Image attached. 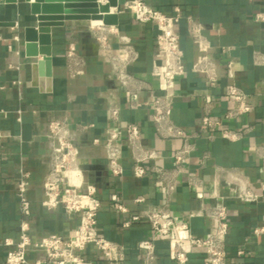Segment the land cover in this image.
Listing matches in <instances>:
<instances>
[{
    "label": "crops",
    "instance_id": "crops-1",
    "mask_svg": "<svg viewBox=\"0 0 264 264\" xmlns=\"http://www.w3.org/2000/svg\"><path fill=\"white\" fill-rule=\"evenodd\" d=\"M107 0H98L106 3ZM126 0H118L111 8L118 15L117 25H104L101 20H65L63 26L52 28V54L49 60L26 51L24 27L34 25L29 3L25 0H0V21H14V26L0 27V131L4 134L0 154V264L5 263L11 243L17 239L21 219L17 188L22 172L28 173L27 197L30 200L29 234L33 240L57 233L64 238L73 235L78 216L67 213L61 205L48 209L43 204V179L50 170L52 143L47 137L50 120L65 119L74 144L79 150L77 164L85 182L98 189L101 208L97 228L106 239L119 243L125 252L126 264H139L143 251L138 242L150 237L149 223L130 221L151 206L168 204L177 221L193 213L190 228L194 235L205 236L215 227V220L205 211L213 200L212 193L223 196L228 213L226 236L227 264H264V233L254 234L264 227V199L245 202L237 198L238 185L246 183L257 193L264 194L262 162L255 145H264V64H255L254 54H264V20L256 15L264 13V0H145L164 13L181 10L178 24L180 46L184 54L187 73L176 80L171 119L196 136L194 150L177 175L175 190L167 194L156 173L148 170L143 177L133 174V161L126 139L122 135L121 164L123 173L113 176L107 167L103 141L108 127L123 132L129 123H136L143 142L158 152V157L146 167L173 169V153L182 145L179 138H161L154 130L150 104L153 94L162 92L159 73L161 61L156 53V28L152 24L137 22L124 9ZM199 22L202 32L211 42L210 57L216 64L217 82L211 86L206 77L190 70L197 57V49L188 34L186 17ZM105 26L108 43L117 53L121 36L128 37L136 52L127 69L143 84L139 92L126 95L119 89L117 79L103 56L96 38L95 28ZM75 43L83 61V72L70 75L66 51ZM232 62L233 75L227 73ZM235 83L246 91L254 110L241 119L229 121V126H251L247 135L239 140H228L219 131L206 132L200 128L206 106L219 118L230 106L224 96L225 86ZM110 100L120 105V118L110 121L106 109ZM97 140V142H94ZM201 181L199 192L189 179ZM117 193L125 207L119 211L111 206L110 196ZM141 198V201H136ZM187 231H176L168 236L156 237L158 264H178L170 257L173 242L186 238ZM189 254L188 264H205V250L185 242ZM239 249L244 250L238 255ZM79 253L86 261L104 264L100 252L87 246ZM44 262L41 252L31 251L28 261Z\"/></svg>",
    "mask_w": 264,
    "mask_h": 264
},
{
    "label": "built area",
    "instance_id": "built-area-1",
    "mask_svg": "<svg viewBox=\"0 0 264 264\" xmlns=\"http://www.w3.org/2000/svg\"><path fill=\"white\" fill-rule=\"evenodd\" d=\"M124 9L131 13L133 18L141 24H152L156 28V53L160 59L161 66L156 70L162 80V92L153 94L151 97L150 112L155 132L164 139L179 138L182 145L173 155V169L165 170L158 166L146 167V163L158 157V152L148 147L143 142V135L136 123L127 124L123 132L116 127L106 129V137L103 141V149L109 172L113 176L123 173L121 164L122 135L126 139L128 149L133 161V174L143 177L148 170L156 173L167 194L172 193L177 186V175L188 161L194 144L192 139L196 136L185 127L175 123L170 116L174 91L177 78L187 73L184 63V54L180 46L178 24L182 17L181 10L175 6L173 13H164L149 5L145 0H126ZM257 20H264V13L256 15ZM188 34L197 49V57L192 63L190 70L202 74L208 83L214 86L217 82L216 64L210 57L212 49L211 42L202 32V25L191 16L186 17ZM95 34L99 48L111 67V74L117 79L119 89L126 95L139 92L143 84L136 79L127 69L130 61L136 57V52L128 37L119 38L121 46L117 53L111 50L108 43V30L99 25L95 28ZM66 57L71 65L70 75L76 76L83 72V61L79 55L75 43H70L66 51ZM255 64H264V54H254ZM227 73L233 75L232 62L227 63ZM224 96L230 106L219 118L214 117L210 111V105L204 109L201 117L200 128L202 131H219L220 136L228 140H239L244 138L250 131L251 126L243 127L229 126L226 123L241 119L254 110L250 95L235 83L225 86ZM1 113L4 111L0 110ZM106 116L110 121L116 122L120 118V105L117 101L110 100L106 109ZM4 134L0 131V154L3 148ZM47 137L52 143L50 170L43 179L45 199L43 204L48 209L61 205L69 213L78 216V223L74 233L69 238H64L57 233L42 236L33 240L29 234L31 215L30 200L26 191L28 186V173L22 172L17 188L19 209L21 214L19 234L11 243L13 247L7 251L6 264H42L40 260L28 261L31 251L41 252L44 262L47 264H93L79 253L87 246L95 247L104 259V264H126L125 252L121 244L110 241L101 235L97 228L98 211L101 208V200L98 195L97 186L94 183L85 182L83 172L77 164L79 150L73 142L69 124L65 119L54 118L50 120L47 128ZM97 142V140H94ZM255 151L262 162V177H264V145H255ZM197 192L201 189V181L197 177L189 179ZM264 187V183H262ZM209 198L213 200L211 206L205 213L216 222L214 230L205 236L194 235L190 228V219L193 213L185 215L183 221H177L172 215L168 204L151 206L139 214L132 215L130 221L123 223L128 226L133 221L141 219L149 223L151 236L138 242V248L143 251V260L139 264H158L155 246V238L168 236L176 231H187L186 238H177L173 242L170 257L178 264H188L189 254L184 247L185 242L191 246L204 248L205 264H227L226 236L228 233L227 206L222 195L212 193ZM237 198L245 202H253L264 199V194L255 192L250 185L240 183L238 185ZM111 206L119 211L125 207L120 201L117 193L110 196ZM136 201H141L137 198ZM264 233V227L256 228L254 234ZM238 255H243L244 250L239 249Z\"/></svg>",
    "mask_w": 264,
    "mask_h": 264
},
{
    "label": "water",
    "instance_id": "water-1",
    "mask_svg": "<svg viewBox=\"0 0 264 264\" xmlns=\"http://www.w3.org/2000/svg\"><path fill=\"white\" fill-rule=\"evenodd\" d=\"M16 2L17 0H5ZM29 3L34 25L24 27L26 51L49 60L52 54V28L64 25L65 20H101L104 25H117L118 15L111 8L118 7V0H25ZM14 21H0V27L14 26Z\"/></svg>",
    "mask_w": 264,
    "mask_h": 264
}]
</instances>
